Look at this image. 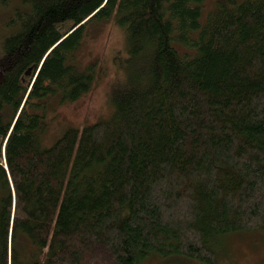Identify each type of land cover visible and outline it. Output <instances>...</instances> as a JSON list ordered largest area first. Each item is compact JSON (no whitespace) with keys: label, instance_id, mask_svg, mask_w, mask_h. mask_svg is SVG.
Returning a JSON list of instances; mask_svg holds the SVG:
<instances>
[{"label":"trees","instance_id":"1","mask_svg":"<svg viewBox=\"0 0 264 264\" xmlns=\"http://www.w3.org/2000/svg\"><path fill=\"white\" fill-rule=\"evenodd\" d=\"M204 2L0 0V264H217L221 237L264 231V0ZM108 20L132 69L112 113L45 146Z\"/></svg>","mask_w":264,"mask_h":264},{"label":"rangeland","instance_id":"2","mask_svg":"<svg viewBox=\"0 0 264 264\" xmlns=\"http://www.w3.org/2000/svg\"><path fill=\"white\" fill-rule=\"evenodd\" d=\"M23 0H9L2 14L11 13ZM214 0H205L201 17L211 9ZM23 7V6H21ZM3 16V15H2ZM0 16V25L2 20ZM8 18V17H7ZM73 60L79 70L93 66L96 79L89 92L73 102L51 104L46 108L44 145H51L68 127L80 128L106 119L112 113L116 90L123 89L131 73V62L125 45L124 32L108 20L92 28ZM217 264H264V231H239L221 237L215 244ZM141 264H203L179 255L150 256Z\"/></svg>","mask_w":264,"mask_h":264}]
</instances>
